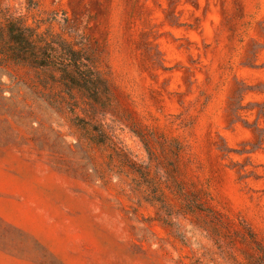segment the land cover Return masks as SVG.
<instances>
[{"label":"rangeland","instance_id":"1","mask_svg":"<svg viewBox=\"0 0 264 264\" xmlns=\"http://www.w3.org/2000/svg\"><path fill=\"white\" fill-rule=\"evenodd\" d=\"M0 264H264V0H0Z\"/></svg>","mask_w":264,"mask_h":264},{"label":"trees","instance_id":"2","mask_svg":"<svg viewBox=\"0 0 264 264\" xmlns=\"http://www.w3.org/2000/svg\"><path fill=\"white\" fill-rule=\"evenodd\" d=\"M16 26H20L19 23H13V24L9 25V27L7 28V37H8L10 44L14 47L13 49H15V51H17V53H18V58H16V59L20 60L21 57L19 55V51L17 50V48H20V47L25 46L27 44V43H25L26 42L25 37H28V35L26 34V30L17 29ZM30 54L32 55L33 58H37V57H35L36 55L34 53H30ZM45 56H46V58H45ZM70 56H73L72 53ZM33 58H31V59H33ZM49 58H50L49 56L44 54V56L41 55L40 57H38V62L33 61V63L37 64L40 68H48V67L54 68L53 63L51 61L48 62ZM71 68L72 67L67 65L66 69H64V70L57 69V70L61 73V75L64 76L63 77L64 79H66V78L75 79V77H73V76H77V73H79V71H82V69H80L76 65H74V69H76V70H72Z\"/></svg>","mask_w":264,"mask_h":264}]
</instances>
